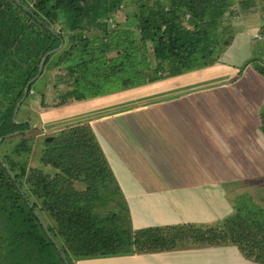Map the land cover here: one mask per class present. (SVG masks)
Returning <instances> with one entry per match:
<instances>
[{
    "label": "trees",
    "instance_id": "1",
    "mask_svg": "<svg viewBox=\"0 0 264 264\" xmlns=\"http://www.w3.org/2000/svg\"><path fill=\"white\" fill-rule=\"evenodd\" d=\"M84 2L86 6L78 7L73 0H32V4L0 0V139L4 138L0 144V264H66L35 212L70 264L160 251L187 240L233 243L248 259L264 264V206L249 193L236 196L234 213L215 228L134 231L124 201L121 212L99 214V206L122 195L89 125L60 131L44 142L40 161L55 169L54 175L30 167L33 148L31 139H26L30 124L21 123V118L14 122V113L48 52L65 42L62 51L48 57L40 77L49 65L54 70L63 67L66 74L56 76L54 87H71L67 99L107 95L116 80L123 81L124 88H133L161 79L162 61L182 71L206 65L203 53H214L212 46L217 44L218 28L231 0H129L125 2L128 7L146 4L149 9L137 20L129 18L131 21L113 29L110 21H116V10L121 7L118 1ZM166 7L169 11L164 16ZM185 17L192 24L188 37L177 24ZM95 30L98 36L88 41L83 38ZM155 57L161 62L154 69L151 58ZM257 69L264 76V65ZM39 80L31 85L22 106ZM10 134L13 136L5 138ZM75 182L83 183L86 189L77 191Z\"/></svg>",
    "mask_w": 264,
    "mask_h": 264
},
{
    "label": "crops",
    "instance_id": "2",
    "mask_svg": "<svg viewBox=\"0 0 264 264\" xmlns=\"http://www.w3.org/2000/svg\"><path fill=\"white\" fill-rule=\"evenodd\" d=\"M231 18L233 35L218 30V61L211 66L160 72L161 79L133 88L115 81L111 93L81 101L67 99L66 84L54 87L55 77L66 74L62 67L28 101L26 114L41 131L91 127L134 231L219 224L234 213V197L264 183V76L257 69L264 64V9L244 5ZM220 38H228L222 47ZM74 187L86 189L81 182ZM252 198L264 206V196ZM75 264L259 263L233 243L187 240Z\"/></svg>",
    "mask_w": 264,
    "mask_h": 264
},
{
    "label": "rangeland",
    "instance_id": "3",
    "mask_svg": "<svg viewBox=\"0 0 264 264\" xmlns=\"http://www.w3.org/2000/svg\"><path fill=\"white\" fill-rule=\"evenodd\" d=\"M26 1L28 3H30V4H32V0H26ZM73 1H74V5L78 6V7L86 6V4H87V2L86 3L84 2V0H73ZM108 1L109 0H107V2ZM116 1L119 2V6H121V7L120 8L118 7L119 9L116 10L117 14L114 16L115 20L117 22L112 20V19L110 21V25H111L110 28L111 29L115 28L117 24H123L126 20H130V19L137 20L142 12H144V11L149 9L148 5H146V4H136V5H132V6L128 7L125 2H127L129 0H116ZM244 5H246L247 8L254 7V5H256V7H258L259 5H262L263 9H264V0H231V3L227 7L228 11H227L226 15L223 18L222 25H220L219 28H218V30L223 32L226 37H230L231 35H233V32H232L233 28H231L232 25H233L232 24V18H231L232 17V12L235 10V8L239 7V9H240V7L244 6ZM168 11H169V9L166 7L164 16L167 15L166 12H168ZM185 18L184 19L182 18L183 20L182 21L181 20L178 21L177 24H179L182 28L185 29L183 33H184V35L186 37H188V36L191 35L192 24L190 23V21H187V19L189 17L186 18V20H185ZM56 26H57L58 30L61 28L60 25H56ZM130 27L132 29H135L132 26H130ZM99 34L100 33L96 32V30H95V31H91L89 33H86V35H88V36H83V38H86L85 40L88 41V40H90L91 36H98ZM260 36L261 35L259 34L257 38H261ZM227 39L228 38H220L219 39V46L222 47L223 43ZM259 48H263L264 49V43H261V45H259ZM212 49H214V53L213 54H210L209 51H206V52L203 53V56L207 58V59L204 60V62H206V65H210V64L213 65V64H215L213 62H217L218 61L217 56L219 55V53L216 50L217 46H215V48L212 46ZM151 60H152V66L151 67L154 68V69L161 62V61L158 60L157 57H155V59L151 58ZM161 63H163V65H161V67L163 68V70H162L163 71L162 72L163 76H165V75L168 76V74L172 73V70H174V69L177 70L174 67V65L173 66L166 65V63L164 61H162ZM53 71H56V70H54V68L52 66H50V65L47 66V70L44 73V77L41 80H39V82L37 83V85L35 87L38 86V88H40V89L45 88V82L47 83L49 81V79H52L54 77L55 73H53ZM56 72L58 74L59 70H57ZM55 80H56V77H55ZM147 80H148V78H147ZM42 92H45V89H43ZM37 94H38V90L35 89L32 92V95L30 96V98H33L34 100L37 99V96H38ZM40 100L42 101V96H41ZM54 103H56V101ZM28 104H30V103H26L24 106H22V111L19 112V114L17 116V119L21 118L23 121H30L31 120L30 119V115L31 114H26V113H29L28 110L26 111V109L28 108ZM30 105H32V104H30ZM34 106H35V109L37 107H39V106H36V105H34ZM30 111H32V110H30ZM32 117H34V116H32ZM263 127H264V123H263ZM58 133L59 132H52L51 133L49 131H44V130L41 131V129L39 128L38 124H37V128H35V126H34V127H32V130L29 129L26 132V134H27L26 139H28V140L31 139L30 140L31 147L33 148V152L31 153L30 157L29 158L27 157L29 162H30V167L31 168H33V169H41L42 171H44L45 173L50 174V175H54V173L57 172V171H54L55 169H53L52 167H48V166L43 165V163H41V161H40L41 160L40 158H41L42 152L44 150V142L46 141V138H48V137H53L54 138V137H56L58 135ZM260 185L261 186H259L257 188V191H255V188L252 187V188H250L251 192L242 191L241 193L242 194L249 193V195H251V196H255L256 195L258 197L264 196V183L260 182ZM250 189H248V190H250ZM235 198L236 197H234V199ZM260 199H262V198H260ZM122 201L123 200L121 199V197H119L117 199H114V202H111L110 204H104L102 206H99V208L97 209V212L99 214H101V215H107L108 213H111V212H119L120 210L122 211V209H123ZM263 205H264V201H263ZM208 227L209 228H215V227H218V224H215L213 226H208Z\"/></svg>",
    "mask_w": 264,
    "mask_h": 264
},
{
    "label": "water",
    "instance_id": "4",
    "mask_svg": "<svg viewBox=\"0 0 264 264\" xmlns=\"http://www.w3.org/2000/svg\"><path fill=\"white\" fill-rule=\"evenodd\" d=\"M64 47H65V42L62 41L61 44H60V46H59V48H57V49H55V50H52V51L48 52V53L44 56V58L42 59V62H41V65H40V69H39V73H38V75H37L35 78H33V79L27 84V86H26V88H25V90H24L23 98L21 99V101H20V102L18 103V105H17V108H16L15 113H14V122L18 123V121H17V116H18L19 110H20L22 104L24 103V101L26 100V98H27L28 95H29L31 85L34 84V83L38 80V78H40V76L42 75L48 57H50V56H52V55H55V54L59 53L60 51H62V50L64 49ZM21 123H29V124H30V130H32V127H33V126H32V124H31L30 121H23V122H21ZM11 136H13V135H12V134L7 135L5 138H10ZM52 139H53V137H48V138H46V141L48 142V141H51ZM3 140H4V138H1V139H0V144H1V142H2ZM5 168L8 170L9 175L15 180V177H14V175H13V172L11 171V169L9 168V166L5 164ZM35 213H36V216L38 217V219L40 220V223L42 224L43 229L45 230L46 234H47L48 237L52 240V242H54V244L56 245V248H57V250L59 251V253L61 254L62 259L66 262V264H70L69 261L67 260L66 255L62 252L61 247L58 245L57 241L55 240V238L52 236V234H51L50 231L48 230L47 225L45 224V222L43 221V219L39 216V214H38L37 212H35Z\"/></svg>",
    "mask_w": 264,
    "mask_h": 264
},
{
    "label": "built area",
    "instance_id": "5",
    "mask_svg": "<svg viewBox=\"0 0 264 264\" xmlns=\"http://www.w3.org/2000/svg\"><path fill=\"white\" fill-rule=\"evenodd\" d=\"M258 37V36H257Z\"/></svg>",
    "mask_w": 264,
    "mask_h": 264
}]
</instances>
